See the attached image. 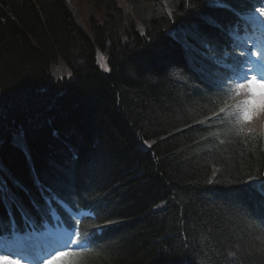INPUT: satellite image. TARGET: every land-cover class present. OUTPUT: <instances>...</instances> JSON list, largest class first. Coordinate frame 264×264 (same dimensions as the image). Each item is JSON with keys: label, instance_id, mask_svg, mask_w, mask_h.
<instances>
[{"label": "trees", "instance_id": "16d2710c", "mask_svg": "<svg viewBox=\"0 0 264 264\" xmlns=\"http://www.w3.org/2000/svg\"><path fill=\"white\" fill-rule=\"evenodd\" d=\"M190 2L0 0V175L23 205L16 211L0 202L5 228L14 213L23 229L25 213L36 217L35 202L45 206L51 194L98 213L88 223L104 226L103 246L113 255L93 251L94 264H208L191 247L205 223L217 240L264 249L252 222L264 215L260 181L245 182L264 178V151L229 148L215 164L224 171L207 183L212 164L194 143L205 125L195 121L214 93L195 61H211L199 45L189 53L181 42L183 29L212 15L224 27L204 31L226 46L237 20L231 9L246 6Z\"/></svg>", "mask_w": 264, "mask_h": 264}, {"label": "snow or ice", "instance_id": "6c2138e0", "mask_svg": "<svg viewBox=\"0 0 264 264\" xmlns=\"http://www.w3.org/2000/svg\"><path fill=\"white\" fill-rule=\"evenodd\" d=\"M211 2L223 7L228 6L230 0ZM240 2L246 7L243 10L231 9L237 20L228 32L229 43L226 46L215 45L204 31V26L223 29L224 26L215 16L204 17L202 25L195 30L192 26L182 30L181 42L186 51L195 52L199 45L206 54L205 60L211 61V64L195 61L197 72L214 93L207 97L208 103L201 107L203 118L195 121L205 125V134L200 138L203 146L200 141L194 143L197 154L205 153L209 157L206 163L212 164L213 178L207 181L209 184L216 182L217 172L224 171L223 167H216L215 164L225 161L224 152L229 148L242 144L253 154L257 150L264 151V148L257 147L264 145V0ZM186 5L192 6L190 0H186ZM171 14L169 10L168 15ZM104 67L108 70L106 63ZM22 138L21 133L15 139L19 142ZM144 143L148 144V141ZM148 146L151 147V144ZM240 155L243 156V153ZM256 180L260 181L259 191L264 197V178L249 175L245 182ZM16 187L24 192L21 186ZM250 187L255 189L257 186L250 184ZM53 201L63 212L51 206ZM0 202L16 211L23 209L17 193L9 188L3 175H0ZM258 203L264 206V199ZM35 207L37 216L25 213L23 229L12 227L14 213L7 228L0 222V264H19L21 260L26 264H94L90 260L93 251L113 255L110 249L103 246L104 226L88 223L98 213L78 208L70 204L68 198H54L51 194L47 196L45 206L35 202ZM252 222L259 229L255 242L264 243V215L254 218ZM111 223V220L105 222ZM192 224L195 225L194 220ZM202 227L206 234L194 237L191 247L208 264H264V249L253 246L242 250L240 241L231 237L217 240L207 223ZM8 242H16L19 246L13 247ZM184 245H188L187 237ZM192 264H196V261H192Z\"/></svg>", "mask_w": 264, "mask_h": 264}, {"label": "rangeland", "instance_id": "374dc122", "mask_svg": "<svg viewBox=\"0 0 264 264\" xmlns=\"http://www.w3.org/2000/svg\"><path fill=\"white\" fill-rule=\"evenodd\" d=\"M80 3H81L80 1H79V4H78V2H76L75 7L79 8L80 6H82V4L80 5ZM76 16L80 20V22L83 24V26H85L86 29H88L89 25L87 24V18H88L87 13H85L83 11H79V12H77ZM96 57H97V63H98V66L100 67V69L102 71L107 72L109 70V64L107 62L106 57L103 55V53L99 49H97ZM105 63L108 65V70H105V67H104ZM0 247H2V246H0ZM19 264H26V261L21 260V261H19Z\"/></svg>", "mask_w": 264, "mask_h": 264}, {"label": "bare ground", "instance_id": "6f19581e", "mask_svg": "<svg viewBox=\"0 0 264 264\" xmlns=\"http://www.w3.org/2000/svg\"><path fill=\"white\" fill-rule=\"evenodd\" d=\"M183 59H184L185 63L188 62V58L186 56H183Z\"/></svg>", "mask_w": 264, "mask_h": 264}]
</instances>
